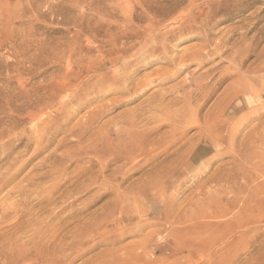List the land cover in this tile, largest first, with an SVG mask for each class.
<instances>
[{"label":"rangeland","instance_id":"1","mask_svg":"<svg viewBox=\"0 0 264 264\" xmlns=\"http://www.w3.org/2000/svg\"><path fill=\"white\" fill-rule=\"evenodd\" d=\"M181 1L0 0V264H264V3ZM210 5L218 9L216 21L221 19H214L210 33L189 29L164 49L148 40L153 34L166 37L151 27L155 6H175L162 23L178 25L189 7L207 14ZM204 36L220 42V54L213 56L210 47L212 57L186 60V68L167 61H178ZM118 53L120 70L111 64ZM209 58L214 61L205 65ZM213 62L219 66L212 81H224L216 94L205 103L181 102L184 91L196 87L190 84L195 74ZM247 81H255L253 96L231 103L235 112H219L224 98L237 84L249 86ZM132 83L140 87L136 97L127 93ZM49 89L61 93L52 100ZM162 89L168 95L161 106L142 102ZM171 94L180 103L160 114ZM115 96L122 102L115 104ZM99 107L104 113L93 123L90 113ZM123 114H138L135 127L141 131L174 127L168 143L183 130L195 137L201 128L211 134L214 123L221 124L219 147L197 146L166 183L147 188L144 181L171 153L177 157L179 145L168 153L162 151L168 143L152 153L131 149L117 160ZM130 155L133 160L126 162ZM199 211L209 216L197 217Z\"/></svg>","mask_w":264,"mask_h":264},{"label":"bare ground","instance_id":"2","mask_svg":"<svg viewBox=\"0 0 264 264\" xmlns=\"http://www.w3.org/2000/svg\"><path fill=\"white\" fill-rule=\"evenodd\" d=\"M179 1H181V0H179ZM185 1V0H184ZM259 1H262V0H239V5L240 6H248V5H245V4H248V3H250V4H257ZM182 2V1H181ZM189 3V2H188ZM261 3V2H260ZM263 3H264V0H263ZM233 4V3H232ZM160 6V5H159ZM159 6H155L154 7V9H153V11L155 12V14H157V16L154 18V19H152V21H150L151 22V27H154L155 28V30L157 31L158 29H156L157 27L159 28V29H161V30H158V32L160 31L162 34L164 33L165 34V36L166 37H159L158 35H155V34H153L150 38H148V40H150V41H154V42H157L158 43V45L156 46V49L157 48H162L163 47V49H164V47H166V46H168V44L169 43H171L176 37H178V36H180V35H182V34H184V33H186V31H188L189 29H193V28H206V31L207 32H209L208 31V27H210L211 25H213V27L212 28H214V27H216V25H217V23L219 24V22H221L220 20H218V21H216L217 19H216V13H217V11H218V9H215V10H213L212 9V7H211V5L208 7V13L207 14H205L206 13V11L205 10H201V11H199L198 12V10L196 11L195 9H191L190 7L188 8V9H186L185 11H183L182 13H180L181 14V18H180V20H178V21H180L179 23H178V25L174 22V21H172V22H167L168 24H164V23H162V22H164V20H165V17L167 16H169L172 12H174V10H175V6L174 7H169V8H167V9H164L163 7L161 8V7H159ZM180 6V5H179ZM179 6H177V8L179 7ZM153 7V6H152ZM184 9V8H183ZM253 14H254V12H253ZM205 15V17L204 18H202L203 16ZM263 17V16H262ZM153 18V17H152ZM172 18V17H171ZM151 19V18H150ZM214 19H215V21L217 22V23H215V22H213L214 21ZM246 19V18H245ZM177 21V22H178ZM149 22V23H150ZM164 27H166L167 29H169V30H164L163 28ZM254 28V27H253ZM253 28H251V29H253ZM205 30V29H204ZM210 30V29H209ZM238 30V29H237ZM206 33V32H205ZM210 33V32H209ZM139 34H140V32H139ZM208 34V33H207ZM139 36V35H138ZM143 37V36H142ZM142 39V38H141ZM141 39H140V44H141ZM144 39V38H143ZM178 39V38H177ZM115 43V42H114ZM223 43H225V42H223ZM121 44V43H120ZM138 44V43H137ZM143 44V43H142ZM135 45V44H134ZM213 45V46H212ZM131 46V45H130ZM210 47H213V56H214V54L216 53V52H218L219 53V51H220V49H222L221 47V45H220V42H212L211 41V39H208L207 37H205L204 36V38H203V40L201 39V42H200V44H197V46H193V48L191 49V51L190 52H188L187 50V52H188V54H183V55H181L180 56V59L177 61L175 58H169V60H167L169 63H172V64H182V66H183V62H185L186 60H189L190 59V61L191 60H196V59H202V58H207L208 59V56L211 54L210 53V50L208 49V48H210ZM123 49V48H122ZM152 49V48H151ZM156 49H154V50H156ZM208 49V50H207ZM228 49H230V47L228 48L227 47V50ZM153 50V49H152ZM224 50V49H223ZM233 51V50H232ZM123 52V51H122ZM121 52V53H122ZM149 52V51H148ZM154 52V51H153ZM129 53V50H124V53H122L123 55L125 54V55H127ZM150 53V52H149ZM148 53V54H149ZM222 53H223V51H222ZM224 53H225V51H224ZM153 54V53H152ZM220 54V53H219ZM229 54V53H228ZM146 55V54H145ZM144 55V56H145ZM221 55H223V54H221ZM225 55V54H224ZM117 56V55H116ZM147 56H149V55H147ZM146 56V57H147ZM211 56V55H210ZM219 56V55H218ZM228 56V55H227ZM212 57V56H211ZM217 57V56H216ZM216 57H213V59L215 58L216 59ZM221 58L220 59H222V56H220ZM142 58H143V56H142ZM228 58V57H227ZM120 59H122V58H120L119 57V53H118V57H115V58H113L112 59V67H114V68H116V69H118V70H120L119 69V66H117L118 65V63H119V61H120ZM137 59V58H136ZM213 59H211V60H213ZM144 60H145V57H144ZM210 60V58H209V60H205V65H206V61H211ZM214 61V60H213ZM220 60H218V62H219ZM187 62V61H186ZM197 62V61H196ZM199 63H197V65L199 64L200 66H198V69H200V68H202V69H200V70H203V68H204V66L205 65H203V60H199L198 61ZM218 62L217 63H215L214 64V62L213 63H211V64H213L212 66H209V67H207V69L205 70V71H202V72H200L198 75L197 74H195V76H194V80L190 83V84H193V85H195L196 87L194 88V90L192 89V90H186L185 89V87H182V89H184V90H186V91H184V93H186L187 92V96H185V97H183V99L181 100V102H184L185 104L186 103H190V101L193 99V100H199V99H203V102L205 103L208 99L210 100L211 99V96L217 91V89H219V87H220V84L221 83H223L224 81H223V76L222 77H220V78H218V79H216L215 81H212V79H215L214 77H215V75L213 74V69L214 68H217L218 66H219V64H218ZM149 63V62H148ZM194 63V62H193ZM222 63V62H221ZM210 64V63H209ZM186 65V64H185ZM187 65H188V63H187ZM186 65V66H187ZM218 65V66H217ZM237 65V64H236ZM179 66V65H178ZM182 66H181V68H182ZM208 66V65H207ZM217 66V67H216ZM92 67V66H91ZM130 67V66H129ZM165 67V66H164ZM184 67V66H183ZM190 67V66H189ZM206 67V66H205ZM184 68H186V67H184ZM115 69V70H116ZM189 69V68H188ZM187 69V70H188ZM186 70V69H185ZM179 71H180V67H179ZM181 71H183V69H181ZM198 71V70H197ZM154 72V71H153ZM195 72H196V70H195ZM168 74L167 73V71L166 72H164V73H162V74ZM181 73V72H180ZM175 74H177V72L175 73ZM174 74V75H175ZM238 74V73H237ZM178 75V74H177ZM171 77V76H170ZM111 78V77H110ZM115 78V77H114ZM133 78V77H132ZM212 78V79H211ZM227 78V77H226ZM244 78V77H243ZM128 79V78H127ZM170 79V78H169ZM116 80V79H115ZM114 80V81H115ZM240 80H242V79H239V82H241ZM247 80V79H246ZM249 80V79H248ZM100 81H103V80H100ZM243 81V80H242ZM251 81H253L252 79H251ZM251 81H247V84L249 85V83L251 82ZM134 82V81H133ZM238 82V83H239ZM243 82H245V79H244V81ZM249 82V83H248ZM255 82V81H254ZM254 82H252L249 86H246L245 85V83H244V85L246 86V87H244V88H241L240 86L243 84H239L240 86V88L238 87V84H237V87L236 88H234V91L233 92H231L230 94H228L227 95V97H225L224 98V100H223V102H221L220 103V105H219V112H223L225 109H227V108H229V107H232V112H235L236 110H237V106H231V103H233L236 99H238V98H240V96L242 97L243 96V94H246L248 97H251V96H253L252 95V92L254 91V86H253V84H254ZM60 83V82H59ZM62 83V82H61ZM106 83H108V82H106ZM116 83H117V81H116ZM121 83V82H120ZM133 84V83H132ZM146 84V83H145ZM235 84V83H234ZM106 85V84H105ZM130 85V84H129ZM138 85V84H137ZM137 85H136V83L135 84H133L132 86H130V87H128V88H130V89H127L128 90V92L127 93H129V92H131L133 95H134V97H136V95L138 94V95H140L141 94V92L139 93V88L140 87H137ZM147 85V84H146ZM222 85V84H221ZM69 86H70V84H69ZM145 86V85H144ZM149 86V85H148ZM185 86V85H184ZM258 86V85H257ZM147 87V86H146ZM169 87V86H168ZM172 87V86H171ZM173 87H174V85H173ZM234 87V86H233ZM53 88V87H52ZM66 88V85H60V89H62V90H64ZM69 88V87H68ZM71 88V87H70ZM230 88V87H229ZM54 89V88H53ZM53 89H49V90H51V95L49 96V99H52V100H54L55 99V97H56V95H58V94H60L61 92L60 91H56V90H53ZM75 89V88H74ZM147 89V88H146ZM167 88H165V90L164 91H167V92H169L168 91V89L166 90ZM174 89V88H173ZM175 89H177V88H175ZM175 89H174V94L176 93L175 92ZM124 90H126V89H124ZM123 89L122 90H117V93L116 94H118L119 92H123L124 91ZM171 90V89H170ZM140 91H142V89H140ZM178 91V90H177ZM160 92V94H157L156 92V94L155 93H152V94H154V96L153 95H151L150 97H152V99H150L149 97H147L145 100H143L142 102L144 103V104H146V103H149L150 105L153 103H157V104H159L160 106L163 104V102L166 100L165 99V97H166V95H168V94H165V92H164V94L162 93L163 92V89L161 90V91H159ZM166 92V93H167ZM173 92V91H172ZM171 93V92H170ZM169 93V94H170ZM143 94V93H142ZM145 94V93H144ZM216 94V93H215ZM263 96H264V93H261ZM111 95V94H110ZM119 95V94H118ZM257 95V94H256ZM171 96H172V94H171ZM175 95H173L171 98H170V96H169V98L170 99H168L167 100V102H165L164 103V107H166V110H164V111H161L160 112V114L161 113H166L165 111H167V113H168V108H171L173 105H175L176 103H180L179 102V100H178V98H176V97H174ZM121 96H115V97H113V100H114V103L116 104V103H121L122 101L120 100L121 98H120ZM217 97V96H216ZM251 100H252V98H251ZM250 100V101H251ZM112 101V100H111ZM208 102V101H207ZM183 103V104H184ZM222 103H224L225 104V106H223V105H221ZM139 104H141L142 105V103H139ZM152 104V105H153ZM148 105V104H147ZM166 105V106H165ZM187 105V104H186ZM181 106V105H180ZM184 106V105H183ZM199 106V105H198ZM106 107H107V105H106ZM109 108H107V110H109V109H113V108H115V106H114V104H112L111 106H108ZM145 107H147V106H145ZM149 107V106H148ZM159 107V106H158ZM158 107H157V109H158ZM191 107V106H190ZM202 107V106H201ZM99 108H101V107H99ZM143 108H144V106H143ZM152 108V107H151ZM174 108V107H173ZM184 108V107H183ZM186 109H187V107H185ZM189 108V107H188ZM197 108V107H196ZM104 109H105V107H104ZM104 109L103 108H101L100 110H95V111H93V112H91L90 113V115L92 116V120H93V123H96V122H94L96 119H98V115H102V113H104ZM133 109V108H132ZM145 109V108H144ZM156 109V108H155ZM182 109V108H181ZM185 109V110H186ZM193 109V108H192ZM191 109V110H192ZM106 110V111H107ZM127 110H130V109H127ZM149 110V109H148ZM187 110H189V109H187ZM197 110V109H196ZM195 110V111H196ZM199 110V109H198ZM197 110V111H198ZM147 111V110H146ZM150 111V110H149ZM151 111H154V110H151ZM173 111V109L171 110V112ZM180 111H182V110H180ZM122 112V111H121ZM126 112V113H125ZM145 112V111H144ZM175 112H176V110H175ZM125 115L126 114H129V113H131V111H124L123 112ZM142 113V112H141ZM181 113V112H180ZM196 113V112H195ZM123 114V115H124ZM136 113H134V115H135ZM146 114V113H145ZM144 113H143V115H145ZM177 114V113H176ZM187 114H188V112H187ZM185 112H184V109H183V113H182V115H184V118H187V115ZM194 114V113H193ZM89 115V116H90ZM123 115H121V117H120V119H119V121H122V123H123V128H121V132H123L124 134H117L118 136H117V141H119L118 142V144H119V146H120V150L119 151H117L116 152V159L118 160L119 158H120V160H121V158L123 157L122 155H124L125 154V152H128V150H131V149H136L138 152H139V154L140 153H144V152H151L152 153V151L153 150H155V147H156V145L157 146H162L163 144H165V143H168L171 139H172V136H173V134L174 133H176L177 131V129L174 131V127L173 128H169V129H167V130H165V131H161V129H162V126H160L158 129H156L155 128V130L154 129H147V128H145L146 130H139V129H137V127H135V126H138V125H136L137 124V122H136V120L137 119H135L136 118V116L138 115H136V116H134V118H130V117H125V115L123 116ZM130 115V114H129ZM181 115V116H182ZM190 115V114H189ZM197 115V114H196ZM223 115V114H222ZM164 116H166L165 114H164ZM171 116V115H170ZM133 117V116H132ZM142 117V116H141ZM153 118V120H155L156 121V119H154V117H152ZM161 118H162V115H161ZM167 118V117H166ZM170 118V117H169ZM175 118V117H174ZM193 118V117H192ZM231 118V117H230ZM179 119V118H178ZM158 120H160V118H158L157 119V121ZM1 121V120H0ZM147 121V120H146ZM171 121V120H170ZM182 121H183V123H184V120L182 119ZM218 121H220V120H218ZM14 122V121H13ZM18 122V121H17ZM139 122H141L140 120H139ZM167 122H169V120L167 121ZM176 122H178L177 120H176ZM217 122V121H216ZM15 123H16V121H15ZM35 124H36V122H35ZM39 124H40V121L36 124V125H34L33 126V131H34V133H38V131H39V129H38V126H39ZM106 124L108 125L109 124V122H107V123H104V125L101 127V128H105V126H106ZM175 124V123H174ZM182 124V123H181ZM170 126H171V124H169ZM168 125V126H169ZM184 125H186V124H184ZM183 125V126H184ZM221 125V124H220ZM220 125H217L216 123H214V131L211 133V134H208V133H206L205 132V129H202L201 128V130H200V132L197 134V136H195V137H187V132L186 131H184L183 130V132H182V135L181 136H179V137H177L175 140H172L170 143H168V145L162 150L164 153H168L169 151H171L177 144L179 145H177L178 146V149L176 148V150L175 149H173V150H175L174 152L175 153H178L177 154V157L176 158H173L172 156L174 155V153H171L170 154V156L169 157H167L166 159H164L163 161H162V163L164 164V165H162L161 167L159 166V167H157V169L155 170V171H153V173L152 174H146V175H149V180H146V181H144V183H146L147 185V188H148V186H155L156 184H158V183H166L168 180H169V178L173 175V173L174 172H176L177 170H178V168L180 169V168H182L183 166H185V164H187L186 162L188 161V160H191V157H192V155L194 154V152H195V150H193V149H195L197 146H199V145H202V144H205V149L207 150V151H209V150H211V149H213V150H215L217 147H219V144H218V141H219V139H217V138H219V137H221V133H217L219 130H220ZM126 126V127H125ZM164 126V125H163ZM179 126H181V125H179ZM182 126V127H183ZM197 126V125H196ZM3 127H5V126H3ZM176 127V126H175ZM223 127V126H222ZM0 128H2V127H0ZM8 128V127H7ZM93 128V127H92ZM179 128V127H178ZM197 128V127H196ZM233 128V127H232ZM107 129H109V127L107 128ZM185 129V128H184ZM200 129V128H199ZM2 130V129H1ZM182 130V129H181ZM231 130V129H230ZM221 131H223V130H221ZM240 132V131H239ZM95 133V132H94ZM177 134H179V133H177ZM234 134V133H233ZM104 135V134H103ZM223 135V134H222ZM102 139H105V136H103L102 137ZM138 140V141H137ZM218 140V141H217ZM233 140V139H232ZM95 143H97L98 144V142L96 141ZM215 144V146H214V144ZM106 145V143H103V142H101V146H105ZM46 146V145H45ZM215 148H214V147ZM48 147V146H47ZM125 148L127 149V150H125ZM40 150V149H39ZM95 151H97V150H95ZM99 151V150H98ZM100 151H105L104 149H102V150H100ZM158 151V150H157ZM38 152H40V151H38ZM95 153H98V152H95ZM162 152L160 151V154H161ZM159 154V153H158ZM144 155V154H143ZM148 155V154H147ZM153 155V154H152ZM155 156L154 157H156L157 155L156 154H154ZM162 155V154H161ZM165 155V154H164ZM196 155V154H195ZM203 155H205V153H204V150H203V152H200V153H198L197 154V156L200 158V157H202ZM34 156V155H33ZM122 156V157H121ZM126 156V155H125ZM137 156V155H136ZM194 156V155H193ZM135 157V156H134ZM162 157V156H161ZM127 159H126V162L127 161H130V159H132L133 160V157L130 155L129 157H126ZM145 158V157H144ZM136 159V158H135ZM151 159V155L150 156H147L146 157V160H150ZM155 159V158H154ZM138 160V159H137ZM157 160H158V158H157ZM122 161H124V159H122ZM135 162H137V165H138V162L139 161H136V160H134ZM151 161V160H150ZM153 161V160H152ZM115 162V161H114ZM121 162V161H120ZM119 161H118V163H120ZM125 162V163H126ZM141 162V161H140ZM215 162V161H214ZM116 163H117V161H116ZM143 163V162H142ZM146 163V162H145ZM123 164V162L121 163V165ZM150 164V163H149ZM120 165V166H121ZM136 165V166H137ZM212 165V164H211ZM127 166V165H126ZM133 166H135V165H133ZM138 166H140V165H138ZM122 167V166H121ZM130 167V166H129ZM142 168L144 167V166H141ZM148 167V166H147ZM134 168V167H133ZM140 168V167H139ZM142 168H141V170H142ZM118 169V168H117ZM130 169V168H129ZM135 169H136V167H135ZM135 169H133L134 171H136ZM144 170H145V168H144ZM133 171V172H134ZM143 171V170H142ZM18 172V171H17ZM16 172V173H17ZM15 173V174H16ZM148 173V172H147ZM81 177V176H80ZM92 180H94L95 179V177H93V178H91ZM195 184L197 183V181L196 182H194ZM194 185V184H193ZM206 186V185H205ZM143 186H141L140 188L141 189H143L142 188ZM132 188V187H131ZM201 188H202V186L200 187V188H198V190L200 189L201 190ZM193 189V188H192ZM197 190V189H196ZM150 191V190H149ZM202 191H203V188H202V190H201V192H199L200 194L202 193ZM135 192V191H134ZM197 192V193H198ZM205 192V191H204ZM132 193V192H131ZM139 193V192H138ZM198 193V194H199ZM143 194V193H142ZM193 194V193H192ZM197 195V194H196ZM202 195H204V194H202ZM206 195V194H205ZM194 196H195V194H194ZM200 197H201V195H199ZM128 197V196H127ZM135 197H136V195H135ZM169 197H172V196H170L169 195ZM196 197H198V196H196ZM261 197V196H260ZM264 197V196H263ZM199 198V197H198ZM203 198H204V196H203ZM202 198V199H203ZM232 198V197H231ZM230 198V199H231ZM118 199H120V197L118 198ZM123 199V198H122ZM234 199H236L235 198V196H234ZM23 200H24V198H23ZM121 200V199H120ZM124 200H126V198L124 199ZM261 200H264V198L263 199H261ZM123 201V200H122ZM184 201V200H183ZM120 204H121V202H119ZM183 204V203H182ZM182 204H180L181 206H183ZM187 205V204H186ZM116 206H118V205H116ZM181 206L179 207V208H181ZM119 207V206H118ZM118 207H116L117 208V210H118ZM184 208V207H183ZM198 209H200L201 210V208H198ZM185 210H188V207H186L185 208ZM203 210H204V208H203ZM166 212V211H165ZM200 212V211H199ZM202 212V211H201ZM198 213L197 214V217L198 216H200V217H205L206 215H207V217L209 216L208 215V213L207 212H205V213ZM210 212V211H209ZM113 214V213H112ZM111 214V215H112ZM210 214H211V216H212V214L214 215V212H210ZM167 215V214H166ZM188 218H189V215L187 216ZM217 217H218V215H217ZM104 218V217H103ZM249 218V217H248ZM246 219V218H245ZM251 221V220H250ZM170 223V222H169ZM174 223V222H173ZM248 223V222H247ZM244 224H245V222H244ZM170 225H171V223H170ZM246 226V225H245ZM16 228V227H15ZM173 250V249H172ZM175 250H177L176 248H175ZM117 250H115L114 252L117 254L118 252H116ZM114 253V254H115ZM127 253V252H126ZM141 254V253H140ZM139 254V255H140ZM119 255V254H118ZM121 261V260H120ZM105 263H107V261L106 262H104V264ZM103 264V263H102Z\"/></svg>","mask_w":264,"mask_h":264}]
</instances>
